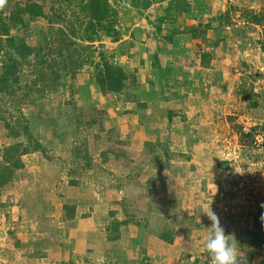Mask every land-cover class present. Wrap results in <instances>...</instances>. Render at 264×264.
Here are the masks:
<instances>
[{"label": "rangeland", "instance_id": "1", "mask_svg": "<svg viewBox=\"0 0 264 264\" xmlns=\"http://www.w3.org/2000/svg\"><path fill=\"white\" fill-rule=\"evenodd\" d=\"M30 1L45 18L24 16L25 24L11 29L35 52L19 69L14 93L0 95V116L18 129L25 120L53 160L40 152L21 156L18 179L0 188V264L34 258L60 264L41 251L65 227L41 223L44 245L33 255L42 239L33 242L25 230L17 235L6 212L18 191L52 173L58 187L79 184L73 193L90 202L74 215H94L89 226L101 234L106 228L104 264H143L144 258L151 264H208L210 207L240 264H264V245L247 238L251 215L264 205V0H186L188 8L183 0H152L140 10L132 0H108L120 33L115 43L101 30L93 42L84 41L88 20L81 6L87 0H6L5 17ZM254 15L260 25L251 22ZM100 53L126 74L120 93L98 90ZM2 125L0 151L26 143L9 138ZM116 214L155 240L170 244L165 241L171 238L170 257L147 256L146 248L135 246L131 254L119 246L121 238L108 240Z\"/></svg>", "mask_w": 264, "mask_h": 264}, {"label": "trees", "instance_id": "2", "mask_svg": "<svg viewBox=\"0 0 264 264\" xmlns=\"http://www.w3.org/2000/svg\"><path fill=\"white\" fill-rule=\"evenodd\" d=\"M67 2V0H64ZM152 0H132L133 6L136 9H146L150 6ZM188 5L186 0H183ZM86 19L88 20L83 30L84 41L93 42L94 36L98 30H101L106 37L110 38L112 43L117 42L118 35L120 33L116 30L117 15L116 12L111 9L108 0H87L84 5L81 6ZM140 10V9H139ZM166 12H170L169 9ZM28 16L30 19L45 18L43 8L33 2H27L23 6L19 4L15 5L9 16L5 17L3 8H0V95L11 96L14 91L12 90L19 81V69L26 64H29L35 49L28 46L23 40H19L15 35L11 34V29L25 24L23 17ZM255 25L261 24V18L254 15L251 19ZM72 34L74 29L72 28ZM85 50V49H84ZM264 50V47H262ZM37 57V56H35ZM99 64L95 68L94 82L101 93H120L124 89L126 82V74L119 66L112 65L106 60L103 54H99ZM156 60V56L153 57ZM41 61V60H40ZM39 61V62H40ZM204 64V61H203ZM55 79H58V75L54 74ZM54 79V81H55ZM246 98V97H244ZM249 106L256 107V103L247 99ZM169 117L171 114L168 112ZM0 121L3 123L2 127L7 131L9 138L18 140L19 138H25L26 143H17L9 145L0 151V188L11 186L18 179V171L24 168V164L21 161V156L31 152H40L43 158L49 163L52 162V157L47 156V149L43 146L42 142L34 134V131L30 129L29 125L25 122L19 125V129L10 125V123L0 116ZM262 140L264 145V125L261 127ZM247 135V134H246ZM77 157H74L73 163H76ZM74 174V173H72ZM75 184V182H72ZM77 184V183H76ZM63 210L67 218H70L71 210L68 207H64ZM264 214V207H259L257 212L251 215L253 217L251 223V229L247 231V238L251 244L264 245V233L261 231L262 220L261 216ZM128 224L127 221L119 222L114 220L111 226L107 228L108 240L116 242L119 239L120 226ZM165 242L171 244L172 239H168Z\"/></svg>", "mask_w": 264, "mask_h": 264}, {"label": "crops", "instance_id": "3", "mask_svg": "<svg viewBox=\"0 0 264 264\" xmlns=\"http://www.w3.org/2000/svg\"><path fill=\"white\" fill-rule=\"evenodd\" d=\"M177 84L181 85L182 83L180 82ZM161 115V119H164V113ZM122 120L123 119L118 118V125L121 126L122 130H125L126 126L119 123V121ZM124 120L126 121V118H124ZM162 123L164 124L165 121L162 120ZM110 165L111 164H109V166ZM50 177L51 179L47 178L43 182H40L39 180L37 183L30 182L33 185L32 188H24L17 192V199L15 198L14 204L9 206V210L6 211L7 213L11 214L12 220H14L15 222L13 225H11V229H16L17 235H22V230H25L26 235L28 233H31L33 242H35V240L42 239V241H37L38 243L35 244L33 248L34 250H31V252H34L36 246L44 245V233L39 231L41 223L47 222L49 228L52 227V224L57 223L58 227H65V231L62 232L61 235L59 234L53 238L49 237V242L45 246L50 247L52 250L47 247L48 250H46L47 248H44L41 252L47 253L51 256V258L54 256L53 260L60 261V264H104V251L102 245L106 240V228H103L104 233L101 234L98 230L99 227L97 228V226H93L91 228L89 226V223L92 220L91 217L94 215L83 219L79 218V216L77 217L74 215V211H77V207H82L83 209L85 205H89L90 203L89 201L87 203L86 201H83L84 199L76 197L77 194L73 193L75 192V190H79V187H77L79 184L73 187L69 186L67 181L64 183L62 182L61 186L58 187V183H60L58 182L59 176H57V179H55L56 175L55 173H52ZM19 183L22 182L20 181ZM62 190H64V192ZM58 192H62L63 194H65L66 198H56L54 194ZM81 195L83 196L82 193ZM0 203L3 204V201H0ZM64 207H68V209L71 210L72 213L70 215V218H66L67 216L65 217V215H62V212L64 211L62 208ZM4 208L6 209L7 206H5ZM43 209V216L42 214L39 215L38 211L42 212ZM50 210L53 213L49 216L45 215ZM123 219L124 218H122L120 214H116L115 220L123 223ZM119 229L121 230L119 233V238H121L119 246L122 245L121 248L128 250L129 253L134 254L133 249L130 250V248L135 246L136 249L142 248L144 250V248H146L147 251L145 252L147 253V256H154L157 254L159 257V255L162 254L170 257L172 245L163 243L160 240L158 241L157 239L155 240L153 236L148 235L147 233L145 234L143 232H140L138 228L131 224H123ZM55 233H57L56 230ZM46 234L48 235L47 232ZM58 237L60 239L59 241H61V244L57 243L58 241H56L55 239ZM18 238L20 239V242H22L24 237L19 236ZM58 244L59 249L56 247ZM36 253L37 252H34L33 255H35ZM39 254V257L42 256L41 253ZM142 260L143 264H151V259L148 261V263L145 258ZM43 261L45 260L41 258H34L33 261H31V259H26L21 262H25L27 264H50L44 263ZM1 264L6 263L4 261H1Z\"/></svg>", "mask_w": 264, "mask_h": 264}, {"label": "clouds", "instance_id": "4", "mask_svg": "<svg viewBox=\"0 0 264 264\" xmlns=\"http://www.w3.org/2000/svg\"><path fill=\"white\" fill-rule=\"evenodd\" d=\"M5 4L6 0H0V8ZM205 214L211 221V226L208 228L209 232L204 243L205 250L209 254L208 264H240L238 251L229 242V237L231 236L225 234L218 215L211 207ZM261 220L264 221V214H262Z\"/></svg>", "mask_w": 264, "mask_h": 264}]
</instances>
